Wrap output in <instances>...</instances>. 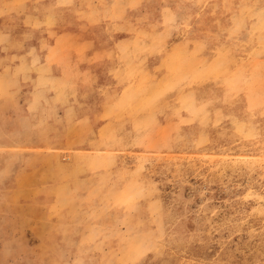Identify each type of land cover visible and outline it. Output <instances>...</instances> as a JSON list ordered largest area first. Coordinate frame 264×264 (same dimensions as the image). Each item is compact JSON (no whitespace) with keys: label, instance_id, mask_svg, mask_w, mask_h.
<instances>
[{"label":"rangeland","instance_id":"1","mask_svg":"<svg viewBox=\"0 0 264 264\" xmlns=\"http://www.w3.org/2000/svg\"><path fill=\"white\" fill-rule=\"evenodd\" d=\"M8 14L0 264H264V0Z\"/></svg>","mask_w":264,"mask_h":264},{"label":"crops","instance_id":"2","mask_svg":"<svg viewBox=\"0 0 264 264\" xmlns=\"http://www.w3.org/2000/svg\"><path fill=\"white\" fill-rule=\"evenodd\" d=\"M16 17L15 15L12 14H8V15H3L0 16V28H6L9 27L14 21H15ZM71 59L69 60V58L65 55L63 57V60H60L58 63V69H59V73L61 75H71V74H76V66L71 64ZM49 69L52 68L51 65L48 66Z\"/></svg>","mask_w":264,"mask_h":264}]
</instances>
